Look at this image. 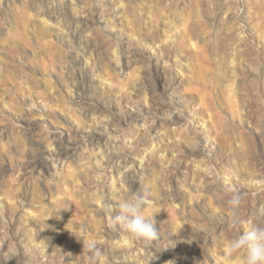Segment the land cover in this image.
I'll list each match as a JSON object with an SVG mask.
<instances>
[{
  "label": "rangeland",
  "instance_id": "1",
  "mask_svg": "<svg viewBox=\"0 0 264 264\" xmlns=\"http://www.w3.org/2000/svg\"><path fill=\"white\" fill-rule=\"evenodd\" d=\"M135 192L151 242L104 210ZM253 224L264 0H0V264H240Z\"/></svg>",
  "mask_w": 264,
  "mask_h": 264
},
{
  "label": "clouds",
  "instance_id": "2",
  "mask_svg": "<svg viewBox=\"0 0 264 264\" xmlns=\"http://www.w3.org/2000/svg\"><path fill=\"white\" fill-rule=\"evenodd\" d=\"M146 195L135 192L127 199L115 206L110 203L104 204V210L110 216L111 226L123 229L125 234L130 237L145 242H151L158 237V227L153 216L145 214ZM229 203L232 205V212L241 203L239 195H234ZM238 221H233V227ZM94 248V243L90 245ZM225 260H231L234 257H240V264H264V224L250 225L247 230L238 233L230 239L223 251Z\"/></svg>",
  "mask_w": 264,
  "mask_h": 264
},
{
  "label": "bare ground",
  "instance_id": "3",
  "mask_svg": "<svg viewBox=\"0 0 264 264\" xmlns=\"http://www.w3.org/2000/svg\"><path fill=\"white\" fill-rule=\"evenodd\" d=\"M49 151V150H48ZM52 153H54L53 151H49L48 153H44L45 156H48V155H52Z\"/></svg>",
  "mask_w": 264,
  "mask_h": 264
}]
</instances>
